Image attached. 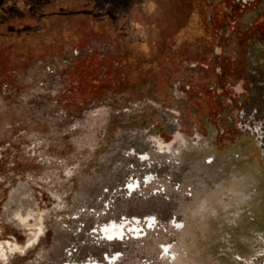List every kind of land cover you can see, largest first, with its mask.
<instances>
[{"label": "rangeland", "instance_id": "1", "mask_svg": "<svg viewBox=\"0 0 264 264\" xmlns=\"http://www.w3.org/2000/svg\"><path fill=\"white\" fill-rule=\"evenodd\" d=\"M0 251L264 264V0H0Z\"/></svg>", "mask_w": 264, "mask_h": 264}, {"label": "bare ground", "instance_id": "2", "mask_svg": "<svg viewBox=\"0 0 264 264\" xmlns=\"http://www.w3.org/2000/svg\"><path fill=\"white\" fill-rule=\"evenodd\" d=\"M133 186L131 185L129 188H132ZM121 226H112L110 229H108L107 231L110 232L111 234H115L119 235L121 233Z\"/></svg>", "mask_w": 264, "mask_h": 264}, {"label": "snow or ice", "instance_id": "3", "mask_svg": "<svg viewBox=\"0 0 264 264\" xmlns=\"http://www.w3.org/2000/svg\"><path fill=\"white\" fill-rule=\"evenodd\" d=\"M0 256H2V251H0Z\"/></svg>", "mask_w": 264, "mask_h": 264}]
</instances>
